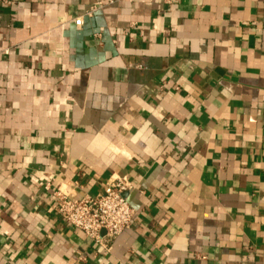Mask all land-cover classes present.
<instances>
[{"label":"crops","instance_id":"obj_1","mask_svg":"<svg viewBox=\"0 0 264 264\" xmlns=\"http://www.w3.org/2000/svg\"><path fill=\"white\" fill-rule=\"evenodd\" d=\"M0 264H264V0H0Z\"/></svg>","mask_w":264,"mask_h":264},{"label":"built area","instance_id":"obj_2","mask_svg":"<svg viewBox=\"0 0 264 264\" xmlns=\"http://www.w3.org/2000/svg\"><path fill=\"white\" fill-rule=\"evenodd\" d=\"M82 22V16L75 18L77 25ZM131 188L128 177L122 176L96 195L79 198L69 196L60 189H56L54 195L58 199L57 209L64 221L81 230L86 237L101 242L114 239L132 225L135 210L126 195Z\"/></svg>","mask_w":264,"mask_h":264}]
</instances>
